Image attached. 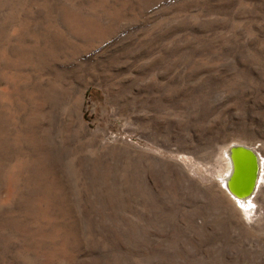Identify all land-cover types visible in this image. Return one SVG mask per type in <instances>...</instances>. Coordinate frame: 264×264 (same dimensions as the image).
<instances>
[{
    "label": "rangeland",
    "instance_id": "rangeland-1",
    "mask_svg": "<svg viewBox=\"0 0 264 264\" xmlns=\"http://www.w3.org/2000/svg\"><path fill=\"white\" fill-rule=\"evenodd\" d=\"M0 264H264V0H0Z\"/></svg>",
    "mask_w": 264,
    "mask_h": 264
},
{
    "label": "bare ground",
    "instance_id": "bare-ground-1",
    "mask_svg": "<svg viewBox=\"0 0 264 264\" xmlns=\"http://www.w3.org/2000/svg\"><path fill=\"white\" fill-rule=\"evenodd\" d=\"M235 145V146H247L249 148H252L249 145H246L244 143L241 142H237L235 141L234 143H232V145L230 147H228V149L225 151V155L227 156V158L224 156L223 160L225 161V171L223 172V174H221L220 176L222 177L221 179V184L224 187L226 193L229 195V197H231V201H235L237 202L240 206H242V208H249V206H251L253 204V200L252 199L256 193H252V195H248V196H244V197H239L236 196L234 194L231 193L230 189H229V185L228 182L230 180V178H232V174L234 172V166H233V162L231 160L230 157V148ZM253 150H255L254 148H252ZM256 152V150H255ZM258 158H259V174L257 175V177L259 178L258 182H260L261 179V170H262V160L260 155L256 152ZM228 160V161H227ZM240 168L238 169V178H237V182H236V190L238 192H245L247 191V187L249 184V180H250V170H251V160L249 157L241 155L240 157ZM254 195V196H253Z\"/></svg>",
    "mask_w": 264,
    "mask_h": 264
},
{
    "label": "water",
    "instance_id": "water-1",
    "mask_svg": "<svg viewBox=\"0 0 264 264\" xmlns=\"http://www.w3.org/2000/svg\"><path fill=\"white\" fill-rule=\"evenodd\" d=\"M230 157L233 162L234 166V172L232 174V178H230L228 185L229 189L232 194L239 196V197H244L248 195H252L254 193L257 184H258V177L257 175L259 174V158L252 148H249L247 146H235L233 145L230 150ZM241 155L247 156L251 160V170H250V180L249 184L247 187V191L245 192H238L236 190V182L238 178V169L240 168V157Z\"/></svg>",
    "mask_w": 264,
    "mask_h": 264
}]
</instances>
